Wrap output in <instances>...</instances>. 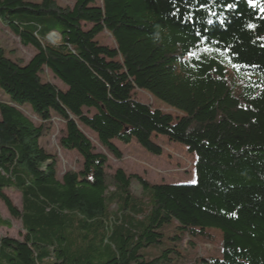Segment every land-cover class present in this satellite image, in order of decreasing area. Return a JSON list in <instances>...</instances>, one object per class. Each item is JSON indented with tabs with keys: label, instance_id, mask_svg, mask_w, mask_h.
Masks as SVG:
<instances>
[{
	"label": "trees",
	"instance_id": "obj_1",
	"mask_svg": "<svg viewBox=\"0 0 264 264\" xmlns=\"http://www.w3.org/2000/svg\"><path fill=\"white\" fill-rule=\"evenodd\" d=\"M69 1L0 0V24L35 50L26 63L0 50V201L23 232L0 239V264H177L184 238L214 235L220 257L205 264H264V0ZM52 116L64 123L59 147L82 160L61 177L39 144ZM79 127L117 160L114 141L154 156L153 138L181 144L196 158L194 182L107 175ZM0 228L10 223L0 217Z\"/></svg>",
	"mask_w": 264,
	"mask_h": 264
},
{
	"label": "rangeland",
	"instance_id": "obj_2",
	"mask_svg": "<svg viewBox=\"0 0 264 264\" xmlns=\"http://www.w3.org/2000/svg\"><path fill=\"white\" fill-rule=\"evenodd\" d=\"M39 1V0H29ZM61 6L72 5L69 0H55ZM56 38L49 42L53 45L59 43V38ZM99 42L107 47H113L114 43L110 36L103 33L99 37ZM0 50L6 53L11 58L17 59L22 63L28 62L35 50L32 47H24L21 45L18 38L12 35L6 27L0 24ZM43 80H47L55 85L58 89L63 90L60 82L55 79L47 70H44ZM0 91V101L5 100ZM7 97L6 95H4ZM8 98V97H7ZM133 98L149 106L152 109L160 110L164 113L170 114L173 117L179 116L180 113L169 108L164 103L152 98L145 92L135 90ZM26 105L22 107L23 114L34 124L38 125L40 122L33 115L30 108ZM91 114V113H90ZM64 123L57 117L52 116L50 119V126L47 133L40 139V146L48 153L55 155L57 159L56 171L57 177H61L65 172L78 171L81 168L82 160L80 156L73 151L63 150L59 147V139L63 133ZM83 135L90 141L93 146L94 152L102 154L107 158V175H112L115 170L122 169L127 174L138 175L145 179L150 184H192L194 182L193 175V163L195 157L193 154H189L184 146L175 142H169L165 137L158 136L153 138L154 144L161 148V155L154 156L144 150H142L135 142H131L128 145L120 144L114 141V145L121 153V159H115L97 140L95 135L79 127ZM133 195H138V188L133 185L131 187ZM12 205L20 210V194L15 190H4L3 192ZM0 217L10 223V228H0V239L7 237L18 241L23 240V232L21 229V223L19 219H15L10 216L6 210L4 204L0 201ZM166 232V230H164ZM169 242H164L159 247L161 251L168 249ZM179 251L182 258H179L177 264H205L203 259L205 258H219L220 257V240L217 235H214L213 239H193L192 244H189L187 238H184L179 245Z\"/></svg>",
	"mask_w": 264,
	"mask_h": 264
},
{
	"label": "bare ground",
	"instance_id": "obj_3",
	"mask_svg": "<svg viewBox=\"0 0 264 264\" xmlns=\"http://www.w3.org/2000/svg\"><path fill=\"white\" fill-rule=\"evenodd\" d=\"M49 38H50L51 40H53V39L56 38V36H55V35H51V36H49Z\"/></svg>",
	"mask_w": 264,
	"mask_h": 264
},
{
	"label": "water",
	"instance_id": "obj_4",
	"mask_svg": "<svg viewBox=\"0 0 264 264\" xmlns=\"http://www.w3.org/2000/svg\"><path fill=\"white\" fill-rule=\"evenodd\" d=\"M51 35H54V34H51ZM48 41H49V37H48Z\"/></svg>",
	"mask_w": 264,
	"mask_h": 264
}]
</instances>
